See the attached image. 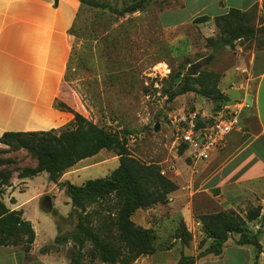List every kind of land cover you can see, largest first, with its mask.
Listing matches in <instances>:
<instances>
[{
	"label": "rangeland",
	"instance_id": "1",
	"mask_svg": "<svg viewBox=\"0 0 264 264\" xmlns=\"http://www.w3.org/2000/svg\"><path fill=\"white\" fill-rule=\"evenodd\" d=\"M88 1L121 9L138 0ZM175 4L179 0H149L140 11L123 17L107 9L84 5L73 28L75 42L62 87L71 109L109 131L127 130L125 140L130 153L144 163L158 165L168 178L182 177L196 169L188 151L181 150L182 144L174 138L170 116L183 111L207 114L217 104L191 92L166 101L165 91L183 80L189 66H200L197 73L211 72L217 76L216 88L221 93L226 90L228 96L222 94L228 102L237 98L234 96L248 98L245 91L252 94L254 83L246 81L239 67L241 60L259 50L249 41L237 42L234 49L212 47L207 40L215 42L219 37L213 21L194 23L184 12L180 15L167 12L160 17V9ZM253 22L256 27L264 23V6H257ZM177 72L181 74L178 83L179 77L170 78V74ZM250 101L248 98L247 103ZM156 124L158 130L154 131ZM1 156L14 160L7 169L34 166L25 151ZM117 166L116 154L103 150L94 159L65 171L58 182L82 185L87 180L108 176ZM11 181L12 188L0 190L1 199L10 207H13V197L16 199L22 217L36 232V246H51L50 251L62 249L69 255L71 243L54 245L52 242L58 234L72 232L77 223V213L65 190L50 182L45 173L20 180L14 172ZM45 197L51 206L49 211L42 206ZM191 235L194 237L188 245L195 240L204 247L207 239L204 234L192 232ZM154 245L164 246L165 242L154 241ZM89 248L87 243L82 264H103L88 256Z\"/></svg>",
	"mask_w": 264,
	"mask_h": 264
},
{
	"label": "crops",
	"instance_id": "2",
	"mask_svg": "<svg viewBox=\"0 0 264 264\" xmlns=\"http://www.w3.org/2000/svg\"><path fill=\"white\" fill-rule=\"evenodd\" d=\"M253 6H264V0H179L178 5L164 6L158 13L160 17L167 12H184L193 19L206 16V22L211 23L231 8L247 11ZM81 11L79 0H58L56 4L54 0H0V137L7 132L59 130L72 123L73 115L57 104L70 107L62 87L75 42L71 30ZM241 61L239 68L246 81L254 83V92L248 95L245 91L251 101L240 128L230 133L225 147L213 152L207 161L190 158L195 172L169 178L177 189L166 204L135 211L131 217L135 225L152 230L155 241H163L167 247L156 246L153 254L140 256L132 264H177L182 256L194 257L195 264H254L256 252L251 246L237 245V234L227 239L220 255L200 258L197 255L209 246L210 239L204 247H198L195 240L182 246L174 234L180 221L189 233L203 234L197 216L229 210L243 215L256 207L261 208L260 216L248 223L247 229L259 232L261 252L256 264H264V47ZM222 93L228 96L226 90ZM235 97L234 101L241 99ZM6 149L0 144V150ZM12 205L7 207L18 210L14 197ZM36 242L35 232L29 258L18 249L0 246V264H69L64 250L42 253L47 245L36 246Z\"/></svg>",
	"mask_w": 264,
	"mask_h": 264
},
{
	"label": "trees",
	"instance_id": "3",
	"mask_svg": "<svg viewBox=\"0 0 264 264\" xmlns=\"http://www.w3.org/2000/svg\"><path fill=\"white\" fill-rule=\"evenodd\" d=\"M57 1L54 0L55 4ZM79 1L82 7L87 5L107 9L119 17L138 12L149 2L138 0L116 9L106 4L96 5L88 0ZM256 12L257 6L247 11L231 8L225 14L214 17L213 24L219 37L215 42L207 40V43L217 49H234L237 42L249 41L254 42L258 49L263 48L264 23L258 27L254 25ZM208 20V17L201 16L193 22L204 23ZM73 28L71 33L74 36ZM180 75L179 72L170 74V78L174 80ZM217 81V76L211 72H198L196 76L183 78L179 84L167 89L166 101L191 92L217 104V109L228 102V98L216 88ZM57 107L73 115L72 123L66 128L41 132H7L0 137V144L8 147L0 150V190L11 186L14 172H17L20 180L45 173L50 182L65 190L71 207L77 213V223L72 232L58 234L53 244L71 243L69 264H82L83 250L87 243L90 245L88 256L103 264H132L140 256L153 254L157 249L154 245V232L136 226L131 217L138 209L166 204L168 196L177 186L161 174L158 165L144 163L130 153L125 140L127 130L112 132L87 120L64 103H58ZM181 146V150H186L185 145ZM19 150H24L35 161L34 167L7 169L14 160L1 155ZM102 150L112 151L118 157V166L108 176L87 180L82 185L58 182L66 170ZM260 211L261 208L256 207L243 215L229 210L197 216L204 236L211 240L197 258L208 254L220 255L227 239L237 234V245L251 246L256 252V264L257 254L261 252L259 232H249L247 224L257 220ZM56 228L59 229L58 226ZM174 236L182 246L188 245L192 239L182 221ZM34 240L35 231L31 223L22 217L20 210H10L0 196V246L18 249L29 258ZM198 247H201V242ZM50 249L51 246H45L41 252ZM177 264H195V258L182 256Z\"/></svg>",
	"mask_w": 264,
	"mask_h": 264
},
{
	"label": "built area",
	"instance_id": "4",
	"mask_svg": "<svg viewBox=\"0 0 264 264\" xmlns=\"http://www.w3.org/2000/svg\"><path fill=\"white\" fill-rule=\"evenodd\" d=\"M249 107L241 98L221 104L208 114L183 111L170 116L169 121L175 140L186 146L190 158L207 161L213 152L225 147L230 133L240 128L243 112ZM161 174L165 175L163 171Z\"/></svg>",
	"mask_w": 264,
	"mask_h": 264
},
{
	"label": "water",
	"instance_id": "5",
	"mask_svg": "<svg viewBox=\"0 0 264 264\" xmlns=\"http://www.w3.org/2000/svg\"><path fill=\"white\" fill-rule=\"evenodd\" d=\"M200 69V66H189L185 72L184 79L187 77H194L197 74V71ZM180 81V77L176 79V82L178 83ZM158 130V124L155 125L154 131ZM43 208L50 210L51 206L48 201V197H45L42 203Z\"/></svg>",
	"mask_w": 264,
	"mask_h": 264
}]
</instances>
